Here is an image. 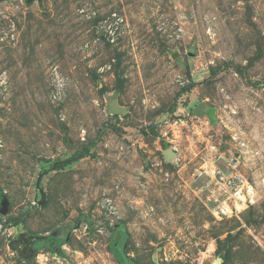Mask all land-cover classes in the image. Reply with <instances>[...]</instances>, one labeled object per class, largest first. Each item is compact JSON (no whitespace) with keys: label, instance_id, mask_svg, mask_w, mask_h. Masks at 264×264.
Listing matches in <instances>:
<instances>
[{"label":"rangeland","instance_id":"rangeland-1","mask_svg":"<svg viewBox=\"0 0 264 264\" xmlns=\"http://www.w3.org/2000/svg\"><path fill=\"white\" fill-rule=\"evenodd\" d=\"M0 264H264V0H0Z\"/></svg>","mask_w":264,"mask_h":264},{"label":"built area","instance_id":"built-area-1","mask_svg":"<svg viewBox=\"0 0 264 264\" xmlns=\"http://www.w3.org/2000/svg\"><path fill=\"white\" fill-rule=\"evenodd\" d=\"M115 16L116 15H114V17ZM54 81L57 84L58 88H62L64 86L63 81L57 73H54ZM231 164H234V159H231ZM212 173L217 181H220L223 185L229 188L231 192L233 191L235 194H241L244 185V178L241 175L235 174L229 178H226L224 174L216 168L213 169Z\"/></svg>","mask_w":264,"mask_h":264},{"label":"water","instance_id":"water-1","mask_svg":"<svg viewBox=\"0 0 264 264\" xmlns=\"http://www.w3.org/2000/svg\"><path fill=\"white\" fill-rule=\"evenodd\" d=\"M165 155H166V158L168 160L176 157V154L172 150L165 151ZM5 213H6V206L4 205L3 210H2V214H5ZM121 238H122V235L120 234V232H118L116 238L114 239V245L115 246L118 245Z\"/></svg>","mask_w":264,"mask_h":264},{"label":"flooded vegetation","instance_id":"flooded-vegetation-1","mask_svg":"<svg viewBox=\"0 0 264 264\" xmlns=\"http://www.w3.org/2000/svg\"><path fill=\"white\" fill-rule=\"evenodd\" d=\"M20 243L23 246V252L25 251H33V242L29 241V239H26L24 236L20 237Z\"/></svg>","mask_w":264,"mask_h":264},{"label":"trees","instance_id":"trees-1","mask_svg":"<svg viewBox=\"0 0 264 264\" xmlns=\"http://www.w3.org/2000/svg\"><path fill=\"white\" fill-rule=\"evenodd\" d=\"M120 234H121V233H120ZM119 242H120V241H119ZM118 245H119V243H118ZM118 245H117V246H118ZM117 246H114V253L116 254V256H117V257H119V258H120V257H121V255L117 254V252H116V247H117ZM120 259H121V258H120Z\"/></svg>","mask_w":264,"mask_h":264}]
</instances>
